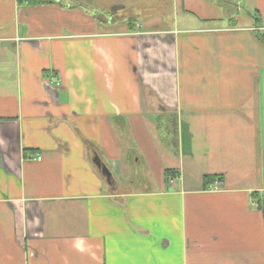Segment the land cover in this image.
<instances>
[{
  "label": "crops",
  "instance_id": "obj_1",
  "mask_svg": "<svg viewBox=\"0 0 264 264\" xmlns=\"http://www.w3.org/2000/svg\"><path fill=\"white\" fill-rule=\"evenodd\" d=\"M94 1L0 0V264H264V0Z\"/></svg>",
  "mask_w": 264,
  "mask_h": 264
},
{
  "label": "rangeland",
  "instance_id": "obj_2",
  "mask_svg": "<svg viewBox=\"0 0 264 264\" xmlns=\"http://www.w3.org/2000/svg\"><path fill=\"white\" fill-rule=\"evenodd\" d=\"M94 2L95 7L88 9V13L92 16L104 14L99 9L101 7L99 2L110 4L124 2L122 4H126V8L136 16L135 19L143 30L158 27L169 28L172 19L188 17L193 20L194 16L212 20V18L219 19L226 14L225 21L233 23L237 20L236 17L239 19L246 12L244 6H237L236 0H95ZM145 176L143 168L124 164L116 181L120 187L131 186L132 179L138 183L140 178Z\"/></svg>",
  "mask_w": 264,
  "mask_h": 264
},
{
  "label": "water",
  "instance_id": "obj_3",
  "mask_svg": "<svg viewBox=\"0 0 264 264\" xmlns=\"http://www.w3.org/2000/svg\"><path fill=\"white\" fill-rule=\"evenodd\" d=\"M94 164L96 165V167L100 170L101 174L106 178L107 182L110 181V178H111V174L110 172L108 171V169L105 167V165H103L98 157H95L94 159Z\"/></svg>",
  "mask_w": 264,
  "mask_h": 264
},
{
  "label": "trees",
  "instance_id": "obj_4",
  "mask_svg": "<svg viewBox=\"0 0 264 264\" xmlns=\"http://www.w3.org/2000/svg\"><path fill=\"white\" fill-rule=\"evenodd\" d=\"M36 1H40V0H36ZM166 173V175L167 176H169V177H173L174 175H175V172H173L172 170H167V171H165ZM207 182V183H206ZM211 183L212 182V179H211V177H205V184H209V183Z\"/></svg>",
  "mask_w": 264,
  "mask_h": 264
},
{
  "label": "built area",
  "instance_id": "obj_5",
  "mask_svg": "<svg viewBox=\"0 0 264 264\" xmlns=\"http://www.w3.org/2000/svg\"><path fill=\"white\" fill-rule=\"evenodd\" d=\"M171 180H172V179H171ZM218 186H219V185H218V184L216 185V183H215V185L212 186V190H213V191H217V190H218Z\"/></svg>",
  "mask_w": 264,
  "mask_h": 264
}]
</instances>
